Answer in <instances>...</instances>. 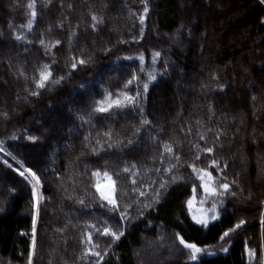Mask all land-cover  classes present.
<instances>
[{
  "label": "trees",
  "instance_id": "trees-1",
  "mask_svg": "<svg viewBox=\"0 0 264 264\" xmlns=\"http://www.w3.org/2000/svg\"><path fill=\"white\" fill-rule=\"evenodd\" d=\"M262 219V0H0V264H264Z\"/></svg>",
  "mask_w": 264,
  "mask_h": 264
},
{
  "label": "snow or ice",
  "instance_id": "snow-or-ice-1",
  "mask_svg": "<svg viewBox=\"0 0 264 264\" xmlns=\"http://www.w3.org/2000/svg\"><path fill=\"white\" fill-rule=\"evenodd\" d=\"M262 2H264V0H262ZM28 7L29 8H33L34 7V4L30 3L28 5ZM145 11H147V9H145ZM32 16L33 17L35 16V12L34 11L32 12ZM93 20H96V17H93ZM141 23H143V19H141ZM28 26H29V28H31V22H29V25ZM17 39H20V37H17ZM41 44H43V41H41ZM158 55H159V53H155L154 54V56H158ZM80 63H84V62L83 61H80ZM73 67H75V64H73ZM50 76H51V72L48 71V66L45 65L44 66V69L41 70V72H40V80L37 82V85L36 86L38 88H43L45 86V83L49 80ZM133 79H135V77H133ZM129 83H131V81H129ZM144 87H145V90H147L148 85L145 84ZM33 94H35V93H33ZM109 99H110V96H109ZM124 99H125V101H127V104L135 103V98L134 97L125 95V98ZM105 104H107V106H105ZM127 104H125L124 102H122L120 99H116L112 103H107V100H105V101L98 102V106H97V108L95 110L97 112L103 113V112H107L114 105L116 107H124V106H127ZM145 123H147V121H145ZM166 151L168 153H171L172 152V149L170 147H167L166 146ZM207 151L209 153H211L212 152V149L209 148V149H207ZM197 158H199V157H197ZM177 159H179V158L177 157ZM212 166L213 167L215 166V162H213V165ZM193 170L196 171V169H193ZM124 171L125 172H129V169L126 168V169H124ZM93 175L94 176H99L100 173L96 172V173H93ZM103 175H104V177L107 180L112 181L111 176H109L107 172L103 173ZM204 176H207L208 177V181H209V184L204 185L205 192L206 193H209V194H215V191L216 190L214 188H212V187L209 186L211 184V182H212V179H213L212 176H211V174L208 173V172H204L202 175L199 176V178L201 180H203ZM33 178L35 179V177H33ZM37 183H39V181H37ZM133 183H135V181H133ZM161 187H163V185H161ZM112 188H113V191H114V189H115V182L114 181H112ZM228 188H229V185L228 184H224L223 185L224 191H228ZM97 191H99V188H97ZM33 195L34 196L36 195L35 187L33 188ZM101 199L106 200L109 204L112 205V207L114 209L118 208L117 202H116V200L112 196H110V195L109 196H105L103 193H101ZM189 203H191V202H189ZM213 211H214V209H213ZM243 223L244 222L241 221L240 224H237L236 227L239 228L241 226V224H243ZM261 223H262V225H264V219H262ZM35 224H36V217L34 216L33 217V250L35 248V238H34V236H35ZM100 234L101 235H104V236H110V237H112L113 241H115V240H119L120 239V237L123 235V232L116 233V232H113L112 230H110L108 228H105ZM226 236H228V233L227 232L224 233V236H222L221 239L223 240L224 237H226ZM178 239H179V237H178ZM88 241H89V243H91V241H92V237L91 236L88 237ZM179 242H180L181 245H183L184 248L191 250V258L193 260H195L197 258V253H199L201 251V249L197 248L193 244L186 243L183 239H180ZM90 254L99 255V253H90ZM253 255H254V253L250 251L249 252V256H253ZM28 264H32L31 255L29 257Z\"/></svg>",
  "mask_w": 264,
  "mask_h": 264
},
{
  "label": "rangeland",
  "instance_id": "rangeland-1",
  "mask_svg": "<svg viewBox=\"0 0 264 264\" xmlns=\"http://www.w3.org/2000/svg\"><path fill=\"white\" fill-rule=\"evenodd\" d=\"M15 162H16V160H14ZM16 163H18V162H16ZM25 172H26V176H25V178L27 179V181H28V183H29V186H30V188H31V191H32V195H33V188L35 187V191H36V195L34 196L33 195V201H34V210H36L37 209V205H38V202H39V200H40V194H41V191H40V184L39 183H37V181H39L38 180V178L30 171V170H28V169H26L25 168V170H24ZM33 177H35V179L33 178ZM106 188H112V185H110V184H107V185H103V186H101L100 188H99V191H98V193H99V195H100V197H101V193H102V191L104 190V189H106ZM97 191V190H96ZM114 192H115V189H114ZM106 201V200H105ZM107 202V201H106ZM111 205V204H110ZM200 215H201V219H199V221H207V218H206V215L204 214V215H202L201 213H199Z\"/></svg>",
  "mask_w": 264,
  "mask_h": 264
},
{
  "label": "bare ground",
  "instance_id": "bare-ground-1",
  "mask_svg": "<svg viewBox=\"0 0 264 264\" xmlns=\"http://www.w3.org/2000/svg\"><path fill=\"white\" fill-rule=\"evenodd\" d=\"M107 180V179H106ZM106 180H104V181H106ZM104 181H102L103 183H104ZM102 182H100L101 184H102ZM106 182H109V181H106ZM112 182V181H111ZM110 182V183H111ZM100 183H98L97 184V186L98 185H100ZM112 184V183H111ZM96 186V187H97ZM102 193L105 195V196H112L114 199H115V192L113 191V188H106V189H104L103 191H102Z\"/></svg>",
  "mask_w": 264,
  "mask_h": 264
}]
</instances>
